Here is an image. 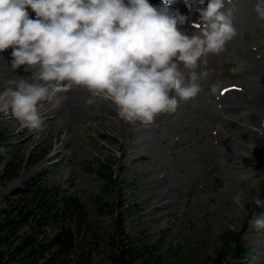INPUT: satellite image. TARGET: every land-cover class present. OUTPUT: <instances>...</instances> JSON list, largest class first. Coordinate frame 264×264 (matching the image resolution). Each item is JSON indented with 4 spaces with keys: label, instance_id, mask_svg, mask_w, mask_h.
Returning <instances> with one entry per match:
<instances>
[{
    "label": "rangeland",
    "instance_id": "1",
    "mask_svg": "<svg viewBox=\"0 0 264 264\" xmlns=\"http://www.w3.org/2000/svg\"><path fill=\"white\" fill-rule=\"evenodd\" d=\"M255 2L225 0L237 36L223 53L207 57L199 96L177 97V112L152 126L119 121L109 101L88 106L90 94L77 87L46 103L44 113L54 111L56 120L40 131L17 136L19 122L0 114L2 262L121 264L120 253L132 244L157 264H212L221 238L244 229L242 264H264V231L250 224L264 215L253 203L264 200V21L256 18ZM172 7L189 14L184 0H172ZM1 55L0 90L8 80L31 77L26 66L13 71ZM237 192L246 215L238 214ZM99 194L102 214L95 207ZM70 198H79L87 215L65 207ZM21 245L23 252L16 249ZM230 248L223 264L240 263L235 244Z\"/></svg>",
    "mask_w": 264,
    "mask_h": 264
},
{
    "label": "clouds",
    "instance_id": "2",
    "mask_svg": "<svg viewBox=\"0 0 264 264\" xmlns=\"http://www.w3.org/2000/svg\"><path fill=\"white\" fill-rule=\"evenodd\" d=\"M184 3L187 15L172 0H0V53L11 48V69L26 66L32 73L6 81L0 114L40 131L46 103L74 87L90 94L88 106L109 101L118 120L132 125L149 127L176 113L179 100L201 93L207 57L223 53L237 36L225 0ZM253 11L264 21V0H256ZM243 198L242 192L233 196L239 215L247 214ZM253 203L264 207L259 197ZM250 224L264 231V215Z\"/></svg>",
    "mask_w": 264,
    "mask_h": 264
},
{
    "label": "trees",
    "instance_id": "3",
    "mask_svg": "<svg viewBox=\"0 0 264 264\" xmlns=\"http://www.w3.org/2000/svg\"><path fill=\"white\" fill-rule=\"evenodd\" d=\"M102 139L104 140H108L111 141L112 139H108L105 136H100ZM99 166L103 167V165H98V168H100ZM99 176L101 178L104 179V175L103 174H99ZM78 199H71L69 200V202H65L64 205L66 207L69 206L70 204H72L76 210H78V214L79 215H87L86 211H84V209L82 208L83 205H81ZM79 204V205H78ZM104 205H102V197H96L95 198V207L97 208L96 211L100 214L104 213L105 210L103 209ZM81 207V208H80ZM127 211V208L123 209V211L121 212V214H123V221L125 218V213ZM121 217V216H120ZM119 217V218H120ZM222 248L220 250H217L216 252V259L212 262V264H223V259L229 255L231 253V248H230V243L233 242L235 244V252L241 257L244 258L246 256V249L244 248V243L241 241L240 235L239 234H234V233H226L222 238ZM126 243L122 244L124 245L123 247L126 248V245H128L127 239H125ZM123 242V241H121ZM25 245H21L19 247H17L16 249L19 250L20 252H23L21 249L22 247ZM233 249V248H232ZM32 254V250L29 251L27 253V255H31ZM120 257H119V261L121 264H157L155 261H151L152 259V255H150L149 253H146L144 251V249L139 245L138 247L132 246V244L128 245V250H125L124 253H120ZM122 258V261L121 259ZM165 260H163V262H165ZM117 262V261H116ZM0 264H5L4 262H2V258L0 256Z\"/></svg>",
    "mask_w": 264,
    "mask_h": 264
},
{
    "label": "bare ground",
    "instance_id": "4",
    "mask_svg": "<svg viewBox=\"0 0 264 264\" xmlns=\"http://www.w3.org/2000/svg\"><path fill=\"white\" fill-rule=\"evenodd\" d=\"M11 51H12V49L11 48H9V49H7V50H5L3 53H1L2 55H1V60H2V62L3 63H10L11 62ZM82 105V103H80V106ZM79 108V107H78ZM76 109V108H75ZM55 112L54 111H51V112H48V113H44V109H43V111H42V113L41 114H43L42 115V117L44 118V123H49V121L52 119V120H56L55 119V117H53V114H54ZM60 114H58L57 116H59ZM52 116V117H51ZM66 118V115L64 114V113H61V115H60V121H62V120H64ZM29 129H27V128H24V127H20V129H18L17 130V132L15 133V135H23L26 131H28ZM27 141V140H26Z\"/></svg>",
    "mask_w": 264,
    "mask_h": 264
}]
</instances>
